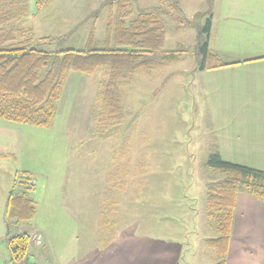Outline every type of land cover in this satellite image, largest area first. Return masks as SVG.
<instances>
[{"label":"rangeland","instance_id":"obj_1","mask_svg":"<svg viewBox=\"0 0 264 264\" xmlns=\"http://www.w3.org/2000/svg\"><path fill=\"white\" fill-rule=\"evenodd\" d=\"M105 1L50 0L38 11L35 0H26L25 24L37 38L33 46L80 48L94 14L99 16L100 37ZM131 1L133 16L146 10L161 13L166 24L163 50H184L183 55L152 70L151 76L138 73L124 87L123 118L116 126L105 127L97 120L101 69L94 74L69 73L48 127L0 118V151L9 150V142L18 156L16 162L0 158V166L31 173L37 204L30 220L6 219L7 177L0 171V264L8 255L7 232L33 229L43 234L36 249L49 264H214L218 260L206 244L217 234L208 217L206 194L225 174L210 169L207 160L217 150L219 138L230 133L221 123L232 110V92L221 85L215 92L200 85L194 53L196 32L214 0ZM44 36H60V40L43 43ZM32 129L42 130L36 141L29 137ZM32 249L28 258L35 261Z\"/></svg>","mask_w":264,"mask_h":264},{"label":"trees","instance_id":"obj_2","mask_svg":"<svg viewBox=\"0 0 264 264\" xmlns=\"http://www.w3.org/2000/svg\"><path fill=\"white\" fill-rule=\"evenodd\" d=\"M50 0H35L42 10ZM104 28L97 37L96 20L92 21L76 48L44 50L36 48L35 32L25 24L26 0H0V118L38 127L51 125L70 72L91 74L103 71L100 82L99 123L116 126L123 118V89L138 73L170 65L182 57L184 50H163L166 24L158 11H143L133 16L131 0H106ZM211 15L196 32L194 53L197 69L226 65L209 49L207 39ZM43 43L60 40V36H44ZM11 154L0 152V158ZM207 165L225 177L207 188L208 217L215 222L217 234L206 240L218 256L214 264H225L237 196L247 192L264 202V169L230 162L210 153ZM35 183L29 171H16L5 204V218L15 223L30 220L36 213L33 193ZM7 228L9 222L6 220ZM29 232L6 234L9 262L23 257L29 249Z\"/></svg>","mask_w":264,"mask_h":264},{"label":"crops","instance_id":"obj_3","mask_svg":"<svg viewBox=\"0 0 264 264\" xmlns=\"http://www.w3.org/2000/svg\"><path fill=\"white\" fill-rule=\"evenodd\" d=\"M207 12L211 15L208 47L226 65L197 69L200 85H205L204 88L212 92L221 86L232 92L229 102L232 110L228 117H222L221 123L223 127H229L230 133L219 138L217 150L213 152L224 160L264 169V0H214ZM96 19L92 21L98 23V14ZM98 96L100 99V94ZM36 130L28 131L31 133L29 137L35 141L41 137L37 135L42 134V130ZM6 149L9 150L2 153L11 154L10 158L16 162L18 156L10 150L9 142ZM0 171L7 177L3 192L5 209L17 170L10 172V169L0 166ZM35 231L42 234L38 229L29 233ZM32 250L35 261L28 258L31 264H49L40 257L36 247ZM7 262L9 254L3 256V264ZM225 264H264V202L248 193L237 196Z\"/></svg>","mask_w":264,"mask_h":264},{"label":"built area","instance_id":"obj_4","mask_svg":"<svg viewBox=\"0 0 264 264\" xmlns=\"http://www.w3.org/2000/svg\"><path fill=\"white\" fill-rule=\"evenodd\" d=\"M42 241H43V236L40 232L38 231L31 232L29 234V249H31L32 246L34 247L40 246L42 244ZM29 249L26 252V254L20 259L16 260L15 262H7L6 264H31L28 260V254H30Z\"/></svg>","mask_w":264,"mask_h":264}]
</instances>
